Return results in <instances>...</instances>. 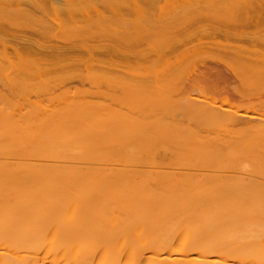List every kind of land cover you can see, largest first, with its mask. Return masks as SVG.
I'll use <instances>...</instances> for the list:
<instances>
[{
	"label": "bare ground",
	"instance_id": "6f19581e",
	"mask_svg": "<svg viewBox=\"0 0 264 264\" xmlns=\"http://www.w3.org/2000/svg\"><path fill=\"white\" fill-rule=\"evenodd\" d=\"M261 28L264 0H0V264H264ZM218 39L201 91L242 106L168 91Z\"/></svg>",
	"mask_w": 264,
	"mask_h": 264
},
{
	"label": "rangeland",
	"instance_id": "374dc122",
	"mask_svg": "<svg viewBox=\"0 0 264 264\" xmlns=\"http://www.w3.org/2000/svg\"><path fill=\"white\" fill-rule=\"evenodd\" d=\"M264 29V28H263ZM262 28H261V30L264 32V30H263ZM262 33V32H261ZM217 42L216 43H214L213 45L211 44V43H205V46H201V47H195L194 48V50H193V48L188 52V53H186L185 51V53H183L184 54V56L182 55V57H183V60H184V62L186 61L187 62V64L189 65V62H193V60H194V62H196L199 58H200V60L202 59V57L201 56H203L205 59H207L206 57H208V59L207 60H210V58L214 55V57L215 56H217L218 54L220 55V53H221V51H222V49H223V45H222V43H223V41H222V39H221V41L218 39V40H216ZM209 44L210 45H212V46H209ZM206 46H209L208 47V49L206 48ZM197 48H198V50H200V51H198L197 50ZM200 48V49H199ZM206 48V49H205ZM201 49H203L202 51L203 52H201ZM194 52V53H192V52ZM197 51V52H196ZM191 52V53H190ZM210 52V53H209ZM218 52V53H217ZM220 52V53H219ZM201 53H202V55H201ZM209 53V54H208ZM217 53V54H216ZM185 56H186V58L188 59V61H187V59L185 58ZM200 56V57H199ZM182 57L180 58V59H182ZM190 57H191V59H190ZM193 57H196L197 58V60H195ZM190 60H192V61H190ZM200 60H198L199 61V63H198V61H197V63H198V65H197V63L195 64V63H192V67L190 68V66H189V69H191V71L189 70V72L188 73H190V72H193V73H191V74H188L190 77H191V79L190 80H192V78L194 79V82L193 83H196V82H198L199 84V87H198V85L197 86H192V85H190V84H187L188 86H186V87H184L185 89L183 90V88H180V90L182 89L183 90V93H182V90H181V92H179L180 90H178V92H177V90H175V88L173 87V88H168V91L170 90V92L172 91L173 92V95H175V94H179V97H181V98H183L184 96L186 97V95L187 94H189V96H192V97H201V98H206L207 100H212V102H214V103H216V102H218V104H220L221 102L223 103V102H225V100H227V98H228V96H229V98L232 96L231 94H224V93H222V92H220V93H222V94H220V93H217V94H215L216 96L214 97L213 96V93H214V89H213V93H212V90H211V92H210V89L205 93L204 92V90H205V88L204 87H206V86H208V85H210L211 83H208L207 81H206V79L205 78H203L202 76H201V74H199V72H203V70L205 71L206 69H204L203 68V66L201 65V63H200ZM212 60V59H211ZM186 64V63H185ZM201 65V66H200ZM136 66H138L137 65V63H135V65L133 66V69L136 67ZM141 68H142V66L143 65H139ZM195 66H197V67H195ZM139 68V67H138ZM195 68V69H194ZM136 69H137V67H136ZM193 69H194V71H193ZM193 76V77H192ZM200 78H201V80H200ZM206 81V82H203L204 80ZM0 81L2 82H4V78H3V76H0ZM211 80H209V82H210ZM187 83H189V82H187ZM193 83H191V84H193ZM201 84H205V85H202V86H204L203 87V89H202V91H201V88L200 87H202V86H200ZM234 84V83H233ZM233 84L231 85L232 87H233ZM73 85H77V86H79V87H82V84L81 83H79V82H69V81H67L66 80V78L65 77H57L56 79H53L48 85H40V86H34V87H32V88H26V89H23V90H25V91H29L28 93L30 94V91H31V96L32 95H34L33 96V98L35 97V95L36 94H34V93H36L37 92V89L33 92V89H35V88H43L44 86L45 87H55L56 89V92H58V93H62V92H65V91H67V89H68V87H71V86H73ZM237 88H238V86L239 85H242V84H234ZM0 86H1V83H0ZM90 85H89V83H84V88H87V87H89ZM191 86V87H190ZM211 86H213V84H211ZM234 86V87H235ZM246 85H244V86H241V88L244 90L245 88H247V86L245 87ZM44 87V88H45ZM161 87V86H160ZM210 86H208V87H206V88H209ZM243 87H245V88H243ZM157 88L158 87H156V88H154L153 89V91H152V94H157L158 96H159V94L161 95V96H163V97H160L161 99L162 98H164V96H166L164 93H163V91L161 92V89L163 90L164 88L162 87L161 89L159 88V90H157ZM213 88V87H212ZM231 88V87H230ZM239 88H240V86H239ZM29 89V90H28ZM156 89V90H155ZM176 89H179V88H176ZM187 89H188V91H187ZM248 89V88H247ZM250 89V88H249ZM167 90V89H166ZM165 90V91H166ZM174 90V91H173ZM216 90H218V89H216L215 88V91ZM246 90V89H245ZM164 91V92H165ZM168 91H167V94H169L168 93ZM171 92V93H172ZM186 92V93H185ZM203 92V93H202ZM217 92V91H216ZM33 93V94H32ZM209 93H211L212 95H209ZM224 94V95H223ZM207 95V96H206ZM228 95V96H227ZM211 96H213L212 98H211ZM227 96V97H226ZM236 96V95H235ZM168 97H170V96H168ZM175 97V96H174ZM178 97V98H179ZM187 97H188V95H187ZM224 97H226V99L224 98ZM251 97V99H250V101L252 100V99H257V100H254V101H257L258 102V99L260 98V99H262L261 97H257V95H253V96H250ZM252 97H254V98H252ZM166 98H167V96H166ZM173 98V97H172ZM176 98V97H175ZM216 98H218V101H217V99ZM216 99V100H215ZM234 99H235V101H236V97H234L233 98V96H232V99H230L233 103H235V101H234ZM259 99V102L260 101H262V100H260ZM240 100V99H239ZM239 100L238 101H236V103L238 104V102H239ZM227 101H229V99L227 100ZM231 101H229V102H231ZM263 101H264V97H263ZM245 101H242V100H240V103H239V105L238 106H242V104L244 103ZM229 104V103H228ZM228 104L227 103H225V104H223L224 106H228ZM236 104V105H237ZM245 105V104H244ZM242 108V107H241ZM245 109H242V111L241 112H243Z\"/></svg>",
	"mask_w": 264,
	"mask_h": 264
}]
</instances>
